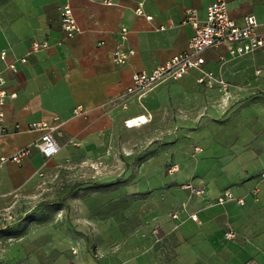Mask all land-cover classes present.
Listing matches in <instances>:
<instances>
[{
    "label": "crops",
    "instance_id": "0c3cea01",
    "mask_svg": "<svg viewBox=\"0 0 264 264\" xmlns=\"http://www.w3.org/2000/svg\"><path fill=\"white\" fill-rule=\"evenodd\" d=\"M9 1L16 12L10 17L0 13V51L7 49L6 59L15 61L16 70L8 69L0 59L6 89L14 94L6 98V133L0 137V156L27 146L30 153L21 164L7 161L0 166V211L6 208L8 197L34 186L41 175L54 172L45 167L44 159H55L63 148H69L66 140L86 142L97 132L140 115L147 122L135 128L149 123L155 113L153 104L159 100L162 105V93L170 84L223 94L218 85L207 88L197 83L198 71L190 70L178 80L161 83L141 99L132 98L126 107L115 101L122 97L133 72L150 71L187 49L193 29L183 22L186 10L195 9L203 19L213 0ZM64 3L70 5L80 28L72 37H67L60 25L58 7ZM139 6L143 13L136 12ZM228 13L239 24L247 14L264 22V0H228ZM161 25L165 28L160 29ZM123 26L127 34L121 39ZM34 40H46L48 46L30 51ZM119 45L133 49L120 65L112 59ZM231 46L206 49L203 67L221 76L223 72L228 97L236 93L231 83L238 81L255 82L264 91V47L231 57ZM21 56L26 57L25 63L18 61ZM259 104L250 116L245 113L224 125L218 132V146L203 145L205 151L199 159L177 155L182 193L175 208L162 216V235L157 239L151 236L149 248L126 261L99 256L100 261L88 259L79 264H264V180H260L264 171V101ZM77 107L82 112H76ZM37 122L56 127L52 134L59 151L55 155L45 157L40 152L37 142L45 130L33 128ZM186 182L205 187V194L182 188ZM255 186L258 190L253 193ZM224 190L244 197V202L216 203ZM174 212L178 213L176 219L171 217ZM193 213L196 221L190 218ZM227 231L234 236H226Z\"/></svg>",
    "mask_w": 264,
    "mask_h": 264
},
{
    "label": "rangeland",
    "instance_id": "374dc122",
    "mask_svg": "<svg viewBox=\"0 0 264 264\" xmlns=\"http://www.w3.org/2000/svg\"><path fill=\"white\" fill-rule=\"evenodd\" d=\"M15 12L9 0H0V13ZM231 84L236 93L229 97L170 84L149 123L133 129L123 121L86 142L66 140L69 148L44 159L54 172L8 197L0 211V264H79L99 256L126 261L149 248L182 193L177 155L199 159L203 145L218 146L224 125L250 116L264 101L255 82ZM131 99L115 101L126 107Z\"/></svg>",
    "mask_w": 264,
    "mask_h": 264
},
{
    "label": "built area",
    "instance_id": "2783aa9c",
    "mask_svg": "<svg viewBox=\"0 0 264 264\" xmlns=\"http://www.w3.org/2000/svg\"><path fill=\"white\" fill-rule=\"evenodd\" d=\"M111 3V0H107ZM60 14V25L67 37H72L80 32V28L72 14V9L68 3H64L58 7ZM137 13H143V9L139 6L136 9ZM150 18V16H146ZM184 23L191 25L193 34L188 41L186 50L171 56L164 63L155 66L152 70H139L131 75L130 84L124 89L122 96L129 98L141 99L145 94L154 90L158 85L167 80H178L186 75L190 70L198 71L199 75L196 82L204 85L207 88H212L218 85L223 92L227 93L228 83L221 77L215 74L212 70H207L203 67L205 59L203 52L206 49L216 47L221 44H231L229 55L231 57H239L253 53L255 50L264 47V22H260L252 14L244 15L242 23L234 21L228 13V0H213L206 8V14L203 19H200L195 9L189 8L186 10V15L183 19ZM172 24V23H170ZM164 29L165 26H159ZM127 34V28L121 27L119 36L124 39ZM103 43L100 41L99 44ZM48 46L46 40L32 41L30 51H40ZM133 53L130 47L122 45L117 46L113 53L112 59L116 64L126 63L129 56ZM7 49L0 51V59L5 63L6 67L11 70H16L15 61H7ZM224 62L225 59L221 58ZM18 61L25 63L26 57L21 56ZM256 72H260L257 70ZM9 94L6 89V77L0 72V137L6 133L4 125L5 120V103ZM82 112L80 107L76 108V112ZM128 119L124 121L126 126ZM147 122V119H146ZM144 121L139 119L137 124H142ZM33 128L44 129L45 131L37 142L40 152L45 157L55 155L59 151V144L55 140L52 132L56 127L47 125L44 122H37L32 125ZM30 153V147H23L10 155L0 156V166L7 162L12 161L21 164L23 160ZM260 180H264V171L260 173ZM182 188L188 189L190 193L202 196L206 190L203 186H195L191 182H186ZM258 186L251 189L255 193ZM229 200H235L238 203L244 202V197H235L230 190H224L216 199V203L222 204ZM172 218H178V213L174 212ZM190 218L194 221L197 220L196 214H191ZM228 237H233L234 233L227 231L225 233Z\"/></svg>",
    "mask_w": 264,
    "mask_h": 264
},
{
    "label": "bare ground",
    "instance_id": "6f19581e",
    "mask_svg": "<svg viewBox=\"0 0 264 264\" xmlns=\"http://www.w3.org/2000/svg\"><path fill=\"white\" fill-rule=\"evenodd\" d=\"M139 119H141L142 121H144V123L146 122V117L144 115H140L138 117H134V118H130L128 119L127 123H128V127H134L137 124V121H139ZM126 125V124H125ZM140 125V124H139Z\"/></svg>",
    "mask_w": 264,
    "mask_h": 264
}]
</instances>
